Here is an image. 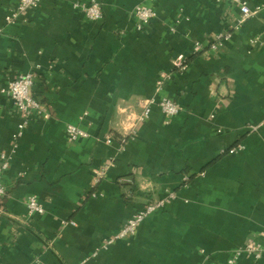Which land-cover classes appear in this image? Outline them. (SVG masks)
I'll list each match as a JSON object with an SVG mask.
<instances>
[{"label":"crops","instance_id":"obj_1","mask_svg":"<svg viewBox=\"0 0 264 264\" xmlns=\"http://www.w3.org/2000/svg\"><path fill=\"white\" fill-rule=\"evenodd\" d=\"M92 1L100 21L74 8ZM246 1L261 12L236 30L228 1L43 0L7 25L17 0H0V156H11L0 264H227L248 240L264 242V0ZM140 4L157 12L143 32ZM221 34L231 40L212 50ZM181 55L187 70L175 72ZM29 73L50 118L34 114L17 141L21 118L3 90ZM163 73L172 76L157 92ZM162 99L179 114L155 105L140 121L143 104ZM69 125L89 137L70 143ZM169 194L134 237L103 249ZM30 197L44 213L28 215Z\"/></svg>","mask_w":264,"mask_h":264},{"label":"built area","instance_id":"obj_2","mask_svg":"<svg viewBox=\"0 0 264 264\" xmlns=\"http://www.w3.org/2000/svg\"><path fill=\"white\" fill-rule=\"evenodd\" d=\"M43 0H17L15 7L6 16V24L12 25L18 22L21 17L28 11L38 10ZM154 1V0H150ZM228 1L236 6L240 10V17L236 25V30H240L241 27L252 17L258 15L261 12V8L255 10L251 9L246 0H219ZM74 8L80 10L85 17L90 21H100L103 18V7L101 3L92 1L90 3H75ZM157 16V12L153 6L147 4H140L134 11V17L137 21V31L143 32L146 27ZM2 30L0 29V34ZM231 40L230 34H221L216 36L214 43L211 44L212 50L222 49ZM203 50V46L200 43L195 45V53H200ZM175 72H184L187 70L188 64L185 56L181 55L173 62ZM172 74H162L157 82V92L163 89L168 80L171 79ZM36 76L32 73L24 74L16 77L12 80L8 86L3 90V93L10 98L15 106L18 114L20 115L21 122L18 125L17 133L15 134V140H19L23 137L26 128L31 123L34 114H39L44 119H49L50 115L42 104L35 99L31 94V89L34 86ZM143 104V102H142ZM158 106L163 115L167 119H172L179 114V108L177 104L170 99H162L159 102L155 100L146 101L143 104V114L140 117V121L145 122L150 118L152 114V106ZM67 138L70 143L76 142L80 138H88L89 135L86 131L81 130L75 125H69L67 127ZM107 143L112 144L113 139L107 138ZM127 145V140L122 139V149ZM17 147V146H16ZM239 149H242L240 147ZM238 149L234 148L230 150V154L234 155ZM11 156L2 154L0 156V198L6 195V187L3 182V174L8 169ZM108 167L102 170L100 179L105 176ZM175 194H169L164 199L155 201L141 210L137 215L132 217L123 226V228L113 237L108 239L103 245L104 250L115 244L118 241L125 240L134 237L139 229L140 225L152 214L158 210L163 209L171 200L175 199ZM28 215L34 216L36 214L44 213V208L40 204L36 197H30L28 201ZM75 225L74 222H64V226ZM243 256H248L254 260H259L264 256V242L248 240V242L238 250H236L233 256L227 261V264H239Z\"/></svg>","mask_w":264,"mask_h":264}]
</instances>
